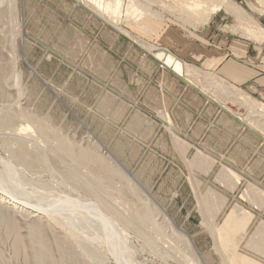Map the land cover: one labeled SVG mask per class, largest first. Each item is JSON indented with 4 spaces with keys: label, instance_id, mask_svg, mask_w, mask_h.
I'll use <instances>...</instances> for the list:
<instances>
[{
    "label": "rangeland",
    "instance_id": "obj_1",
    "mask_svg": "<svg viewBox=\"0 0 264 264\" xmlns=\"http://www.w3.org/2000/svg\"><path fill=\"white\" fill-rule=\"evenodd\" d=\"M128 1L122 0V13L114 25L92 9V0H2L0 180L12 182L25 196L104 202L109 214L121 222L116 227L125 235L126 254L133 264H185L189 259L195 264H264V196L259 194L264 192V181L259 180L264 151L252 159L250 170L240 174L248 155L242 147L232 153L238 165L231 166L228 158L212 159L199 147L202 151L189 149L183 138H174L168 112L142 103L154 71L152 60L141 56L161 53L179 60L173 44L180 40L197 44L200 54L212 48L231 54L230 42L239 40L255 45L264 62V38L248 40L245 32L252 28L250 20L264 29V9L256 0H229L243 10L244 19L222 8L200 24L179 12L172 0H130L126 16ZM121 29L154 49L148 51ZM180 62L217 75L211 66L207 68L213 63L200 58ZM190 84L264 137L242 117L245 109L228 104L230 110L216 89L206 92L201 85ZM244 92L264 104L257 95ZM157 118L168 122L169 133L148 138V122ZM16 138L25 140L40 159L29 164L13 158ZM59 139L75 150L94 153L117 174L102 185L96 179L99 162L76 165L59 150ZM228 171L238 173L240 180ZM137 212H146L148 220H135ZM11 217L12 230L0 222V264H35L37 248L28 233L29 220L18 212ZM59 217L39 223L53 264L67 261L57 242L66 238L64 250L72 249L79 264H117L97 242L91 223L78 231L81 228L68 226ZM15 236L21 238L22 250L14 249Z\"/></svg>",
    "mask_w": 264,
    "mask_h": 264
},
{
    "label": "bare ground",
    "instance_id": "obj_2",
    "mask_svg": "<svg viewBox=\"0 0 264 264\" xmlns=\"http://www.w3.org/2000/svg\"><path fill=\"white\" fill-rule=\"evenodd\" d=\"M256 1L260 4L261 8L264 9V0H256ZM89 3H91L90 6L92 7V9H94L96 12L103 15V17H105L106 19H109L111 22L114 23V25L118 23L117 16H119L120 12H121L120 9L122 6V0H92V2H89ZM172 3H173L172 6H174L176 9H178L179 12L186 14L192 20H194L200 24H204L206 21H208L210 15L212 13H214L215 11H219L222 8L232 12V14H235L236 16L240 17V19L241 18L244 19V17H245L243 10L241 8H239L238 6L237 7L233 6L229 2V0H172ZM1 5H2V0H0V6ZM130 8H132V6L130 5V0H129L128 4L126 5V9L124 7L126 16L130 13V10H131ZM0 11L2 12V10H0ZM140 14L142 15L143 13H140ZM0 18H1V16H0ZM246 18H247V16H246ZM250 24H251L252 28L247 29V30L245 29L248 40L251 39L255 42H261L264 38V29L262 27H260L257 24V22H255L253 20H250ZM121 32H123L126 36H130L134 41H138V43L141 44V46L146 48L148 51H151L154 49L153 47H151L149 45L147 46L144 42L138 40L137 37L131 35L127 31H125V29L124 30L121 29ZM19 34H21L20 31H19ZM154 57L158 60H161L163 62V64H165L167 67H170L172 69V71L175 72L176 74H178L179 76H182V77L184 76L188 80L189 83H196L197 85L198 84L201 85V87H203V89L206 92L211 91V88L216 89V91L219 94L218 95L219 100L223 104H225L227 106V108H229L230 110H231V107H229L228 104H230L232 107L237 105V106H239V108L242 107L243 109H245L246 112L244 111L245 114H244V116L242 115V117L245 120H247V122L249 124H251L254 128L258 129L264 135V104L263 103L257 101L256 99H254L253 97L248 95L243 90L237 88L236 86H233V85L227 83L225 80H223L222 78H220L216 74L210 73L208 71L206 72V71L198 69L192 65H190V66L188 64L183 65V63H181L179 60L174 59L170 55H163L161 53H155ZM209 87H210V89H209ZM172 135L174 138H177V136H175L174 134H172ZM60 139H59V141H61L62 143L59 142L61 144L59 150L62 151V154L65 155L67 158L73 160L76 165L88 164V162H91V163L99 162L97 164L98 165L100 164V165L96 167V171L98 172V175L96 173L95 174L97 177L96 179L98 180V182H101L102 185H103V183H109L111 181L113 175L117 174V173H113V171L114 172H117V171H115L114 168L113 169L110 167L108 168L106 163L102 162V159L100 160V158L98 159V158H96V156L93 157L94 153L91 156L92 152L89 153L87 150H85L83 148H78V149L76 148V150H75L74 149L75 147H73L71 144L66 143L63 139L62 140H60ZM16 140H17V142H15L16 147L14 150L12 149L13 151L11 150V152L14 155V157L12 156L13 158L17 157V158L21 159L22 161L29 163V164H32L31 162H34V160L38 161L40 159V157L38 158L37 156H35V154H33L34 152L32 153L31 151H29V149L27 147V143H24L25 140L22 141V140L17 139V138H16ZM197 152H198V150H197ZM200 153L201 152L199 151V154ZM41 159H42V162L46 161L45 158H41ZM2 162H4V161H2ZM95 164L96 163H94V165ZM5 165L7 168H10L8 163H5ZM227 170H229V169H227ZM0 173H2V172H0ZM227 173L229 176L233 177L234 179H237V180L239 179V177H238L239 175L237 176V174H235L234 172L228 171ZM1 178H3L2 175H1ZM1 180H0V222L4 223L6 225V227L8 228V231H9V230H12L13 228H15V223L13 222L14 217H13V219L11 217L13 212H18V213L22 214L23 216H25L27 218V221L29 220V223L28 222H25V223H28V224H26L29 226V232L28 233H29V235L33 236L32 239L36 244V247L35 246H33V247L37 248V249H35L36 250V253H35L36 257L34 260V261H36L35 264H53L52 261H54V260H52L50 258L51 255H49V249H48L47 243L45 241L46 239H44L42 237L43 236L42 235L43 223H41L42 226L39 223H40V220H42V219L46 220V221L49 219L57 221V218H60L59 216L62 217V219L64 220V223L66 225L77 227L78 229L81 228L78 231L83 230L82 229L83 227L84 228L89 227L88 223H91L92 228L96 232L97 242L99 244H101V246H102V244H103V246H105V248H106L105 250H107L109 252V254H111L113 256V258H114V260H116L117 264H133L126 254L127 253V247L125 245V243H126V241H125L126 239L124 237L125 235L122 234V236H121L119 233L121 231V229L119 227H116L117 226L116 224L121 223V222H120L119 218H117L116 215H115V217H113V216H111L112 214L111 215L109 214V208L104 202L99 201V200L97 201V199H96L97 202H99V203L101 202L100 203L101 205H100L96 201L89 202L86 198H85V200H83V199L78 200L79 199L78 197H76L74 199H66L67 196L63 197V196H59V195H46V196H42V197L37 198L35 193H34V195L25 196L22 193H19L16 189H14L15 187L12 186V182L7 183L6 179H5V181L4 180L1 181ZM10 183H11V185L9 187L8 184H10ZM259 194H260V196H264V192L261 190L259 191ZM87 202H89V203H87ZM58 204H60V205L56 206ZM76 206L82 208L81 209L82 212L80 209H79L80 211H76L75 210ZM3 209H7L6 211H9L11 215H9L8 214L9 212H5V210H3ZM233 210H234V208H233ZM236 212H238V211H236ZM231 214H233V213H231ZM228 215H229V213H228ZM13 216H15V215H13ZM62 219H60V220H62ZM66 219H69V221H65ZM134 219L140 223H145L148 220L147 213L146 212H137L134 214ZM243 222H244V216H243ZM238 223H240V222H238ZM226 224H228V223H226ZM104 225L106 226L105 228H104ZM71 233H72V231H71ZM214 233H215V231H214ZM72 235H73V233H72ZM224 235L222 234V236H221L222 239L226 238V237H224ZM45 236H46V234H45ZM216 236H218V234ZM15 238H16V236H15ZM59 238H57V239H59ZM32 239L30 242H33ZM218 239H219V237H218ZM15 240L16 241H14L15 242V248L14 249L15 250H20V249L22 250L23 249L22 248L23 242H22L21 238L17 236V238ZM65 240L59 239L57 241V242H59L58 247H61V250L64 251L63 255L65 254V257L68 258L67 261H64L65 262L64 264H79V262H78L79 259H77V255L74 252H72V249H71V251L64 250V248H65L64 246H66V242L68 241V239L66 242H64ZM64 243H65V245H64ZM69 243H70V241L68 242V245H70ZM223 243H224V240H222L220 245H222ZM71 245H72V243H71ZM69 247L72 248V246H69ZM14 252H18V251H14ZM0 257H2V256H0ZM184 263L185 264H195L190 259L185 260Z\"/></svg>",
    "mask_w": 264,
    "mask_h": 264
},
{
    "label": "crops",
    "instance_id": "obj_3",
    "mask_svg": "<svg viewBox=\"0 0 264 264\" xmlns=\"http://www.w3.org/2000/svg\"><path fill=\"white\" fill-rule=\"evenodd\" d=\"M185 43L184 40L174 42L177 59L186 62L198 61L200 58L205 64L213 63L207 68L211 66L210 69L220 78L243 91L257 95L264 101V67L259 59L260 53H255L258 50L255 45L252 47L249 42L232 40L229 45L234 53H223V50L212 48L208 54H200L201 50L197 44ZM197 52L199 53L196 54ZM141 56L142 59L147 57L152 60L150 67L154 71V75L147 81V100L142 99V103L152 110L167 111L174 134L183 138L189 144V149L199 147L203 151L198 150L210 158L225 157L230 160L231 166H237L236 157H233L232 153L236 148L242 147L248 155L245 156L246 161L240 164L242 169L238 172L243 174L246 169L250 170L252 159L264 151V137L212 98L202 94L195 85L160 64L159 60L152 58L150 54ZM151 93L152 96L149 97L148 94ZM147 126L148 138H164L166 132L169 133V124L164 119L157 118L153 123L148 122ZM243 176L241 178L245 179ZM259 178L264 181V172Z\"/></svg>",
    "mask_w": 264,
    "mask_h": 264
},
{
    "label": "built area",
    "instance_id": "obj_4",
    "mask_svg": "<svg viewBox=\"0 0 264 264\" xmlns=\"http://www.w3.org/2000/svg\"><path fill=\"white\" fill-rule=\"evenodd\" d=\"M262 64L264 65V62L262 61Z\"/></svg>",
    "mask_w": 264,
    "mask_h": 264
}]
</instances>
